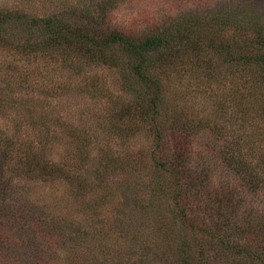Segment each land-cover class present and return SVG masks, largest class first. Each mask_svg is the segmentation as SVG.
Masks as SVG:
<instances>
[{
    "label": "rangeland",
    "instance_id": "rangeland-1",
    "mask_svg": "<svg viewBox=\"0 0 264 264\" xmlns=\"http://www.w3.org/2000/svg\"><path fill=\"white\" fill-rule=\"evenodd\" d=\"M219 7L260 12L264 0H0L3 12L52 21H89L105 29L122 27L132 34L154 32L166 20L188 13L206 14ZM179 60L160 74L167 88L163 120L176 114L185 120H203L210 128L224 126L235 109L233 93L238 88L240 109L258 111L264 120V90L258 78L245 83L243 75L229 81L230 76L222 86L206 82L200 57ZM71 68L59 57L0 47V94L10 102L0 108V147L6 138L16 143L11 159L6 160L9 168L19 167L23 159L35 163L31 158L37 156L31 152L45 153L40 157L58 163L66 175L53 179L38 173L32 177L33 172L25 173V167L21 172H0V264H176L174 250L160 247L162 234L151 221L157 220L159 226L165 223L169 237L178 235L179 222L167 218V203L152 207L155 213L150 215L144 211L150 207L136 197L138 180L142 195L144 183L154 176L153 139L145 127L129 142L116 134L114 102L128 104L132 96L123 83L124 69L104 64L77 71ZM10 84L11 89L6 87ZM263 120H239L248 122L239 136L253 137L254 147L259 148L256 156H243L252 164H264ZM48 127L49 135L42 140ZM211 133L205 129L195 136L194 156L188 162L202 167L203 160L215 161L208 163L215 165L213 180L231 184L233 176L219 162ZM104 175L119 176L110 183ZM76 180L85 184V192L77 189ZM106 194L110 195L104 201ZM148 215L152 219L144 218ZM237 217L264 223V195L246 196ZM112 220L122 223L121 228L107 233L102 222L110 225ZM142 241L147 247L158 244L159 248L149 245L151 250H143Z\"/></svg>",
    "mask_w": 264,
    "mask_h": 264
},
{
    "label": "trees",
    "instance_id": "trees-1",
    "mask_svg": "<svg viewBox=\"0 0 264 264\" xmlns=\"http://www.w3.org/2000/svg\"><path fill=\"white\" fill-rule=\"evenodd\" d=\"M172 19L164 21L157 31L132 34L122 27L105 29L90 25L89 21H52L0 11V47L26 55L41 53L47 58L59 57L74 71L102 64L124 69L123 83L132 96L128 104L120 105L121 100L114 102L116 134L129 142L145 127L155 145L151 153L154 176L144 183L142 195L138 180L136 197L150 207L144 209L150 215L155 213L152 207L167 203V218L179 222L178 235L169 237L165 223L159 226L157 220L151 221L157 233L162 234L160 247L174 250L176 264H264V223L256 224L246 217H237L246 196L264 195V164H252L243 159L248 153L256 156L259 148L254 146L257 143L254 145L253 137L239 136L248 123H239V120H263L260 113L256 109L257 112L240 109L242 95L238 88L233 93L235 109L224 126L210 128L203 120H185L176 114L163 120L161 112L167 88L162 85L164 80L160 76L175 60L180 62L179 58L200 57L206 82L225 86L230 76L229 81L243 75L245 83L246 79L258 78L264 90V9L237 12L219 7L206 14L188 13ZM201 51L211 58L204 59ZM214 68L219 70L213 71ZM11 86L6 85L9 89ZM1 94L0 108L10 103ZM205 129L215 135L212 146H217L215 151L221 156L219 162L226 168L221 167L232 174L231 184H217L213 180L215 165L208 163L216 164L215 161L203 160L202 167L188 162L189 156H194L191 145L195 136ZM49 130L46 128L42 140L48 137ZM6 139L0 147V172H21L25 167V173L33 172L32 177L39 173L46 178H66L65 170L58 163L40 157L47 156L45 153H29L37 156L31 158L36 159L33 165L23 159L18 161L20 168H9L6 160L11 159V149L16 143ZM10 141L9 146L7 142ZM218 141L222 142L218 144ZM18 144H21L19 140ZM89 145L88 142L85 146ZM157 153L159 156L155 157ZM119 168H122L121 162ZM114 177L104 175L102 178L111 179L113 183ZM75 182L77 189L85 192V184L79 180ZM144 218L152 219V216ZM107 225L108 221L102 222L108 233L121 228L122 223L112 220ZM149 245L147 247L142 241L140 246L143 250H151Z\"/></svg>",
    "mask_w": 264,
    "mask_h": 264
}]
</instances>
